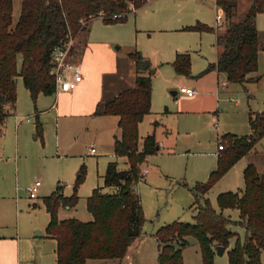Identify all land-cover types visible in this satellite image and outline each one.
<instances>
[{
	"label": "trees",
	"instance_id": "16d2710c",
	"mask_svg": "<svg viewBox=\"0 0 264 264\" xmlns=\"http://www.w3.org/2000/svg\"><path fill=\"white\" fill-rule=\"evenodd\" d=\"M148 0H22L17 22L13 21L14 0H0V123L10 114L17 100V80L21 76L25 87L35 101L40 93L53 94L55 90L54 61L56 46L64 44L70 35L77 36L94 17L104 23L125 21L131 13ZM223 9L225 28L217 33L218 58L205 72L213 68L224 72L228 82L245 83L260 76L259 51H264V31L255 22L264 0H251L243 19L236 21L237 0H215ZM186 29L212 31L214 27L202 22ZM137 62L143 60L139 50L131 52ZM173 67L179 75L191 76V55H176ZM138 74L135 85L128 87L112 99L99 102L95 113L116 115L120 137L114 144L117 156L126 157L127 168H120L116 160L109 161L103 177L104 185L94 188L87 197V209L92 220L59 216L62 207L74 208L79 201L78 187L87 167L83 163L75 179L73 193L66 195L63 185L43 198L50 219L46 227L49 236L56 239L57 264H88L89 259L121 260L132 242L143 233L145 214L136 189L144 176L143 163L158 152L159 142L154 132L149 133L139 146L138 127L151 111L152 74ZM251 133L239 135L227 132L221 135L218 145L217 166L205 181L197 182L191 191L195 196L194 221L173 220L159 226L153 234L159 247V264H184L182 252L189 244V236L199 243L203 264H216L218 245L225 249L235 235L230 225L245 227L243 241L239 237L228 251L230 264H264V167L259 169L248 161L244 169L245 188L218 193L219 210L207 197V192L231 169L237 160L246 156L264 136V110L249 111ZM38 134L42 127L38 124ZM264 163V155L262 159ZM203 199V201H202ZM237 208L240 219H232L224 209Z\"/></svg>",
	"mask_w": 264,
	"mask_h": 264
},
{
	"label": "rangeland",
	"instance_id": "374dc122",
	"mask_svg": "<svg viewBox=\"0 0 264 264\" xmlns=\"http://www.w3.org/2000/svg\"><path fill=\"white\" fill-rule=\"evenodd\" d=\"M22 0H14L13 21L17 22ZM168 9L177 16L164 25L145 22L146 28L141 21V16L149 15L152 11L146 6L147 10H139L136 15L131 13L125 21L118 23H104L101 17H94L87 21V24L80 32L81 40L87 34L89 38L107 39L113 42L109 46L115 57L119 60L121 69L126 72L133 61L128 57V52H135L139 49L149 60L150 67L144 70L149 74L152 69L156 73L152 76L153 97L152 113L146 115L143 123L139 126V146L141 147L147 133L152 131V121L160 120L156 129V134L162 138L161 151L147 157L143 163L144 168L149 172L144 173L142 179L138 181L136 189L142 201L145 221L143 223V233L140 239L133 242V258H126L123 264H159L157 256V244L153 238L155 230L173 220L194 221L196 205L195 196L191 191L197 182L205 181L210 172L217 166L218 143L222 134L226 131L238 132L241 135L251 132L249 110H264V77L260 86L244 91L242 87L226 95L221 94L220 107L218 114L206 113L189 114L178 112V100L181 93L173 96L172 90L179 91L180 84H175L177 80L186 79L179 77L170 63L166 62L168 57L174 55L175 49L187 48L192 55L191 71L193 75L201 74L208 66V63L215 61V39L208 32L198 33V31L183 29L181 24L193 23L195 16L200 15L204 23L212 26L216 24V14L218 8L215 7L214 0H173L168 3ZM251 0H237L236 21L243 19ZM148 11V13H146ZM135 16V17H134ZM140 19V22H139ZM180 19L189 22L181 23ZM257 29L264 31V11H260L256 17ZM162 28L161 30H159ZM202 35V38L200 36ZM186 46V47H182ZM201 49V50H200ZM180 51H183L180 50ZM259 66L264 76V51L260 49ZM159 62V63H158ZM141 64V63H140ZM158 65L160 69H157ZM224 81V75L220 76ZM18 81V101L16 102V113L9 115L4 128L0 132V183L4 185V191L9 194V182L14 185L13 192L18 199L17 209L13 210V217L17 216L23 224L34 219L40 224H47L48 216L43 207V192H48L45 181L51 178H59L64 174L65 178L61 181L65 184V194H72L73 184L68 183V172L74 170L84 163L87 167L83 181L78 187L79 201L71 212V216L79 217L82 220H92L93 215L87 209V197L91 195L94 188L102 186L104 191H112V186H105L103 176L106 173L108 161L116 160L120 168H127L126 157L114 155L112 149V134H120V129L111 128L109 119L92 117L88 123L77 132L70 136H79V142L74 149L66 150L63 148V137L60 134L62 145L58 152L55 150V120L48 111H42L40 119L43 122V138L36 137V115L34 113V100L30 92L25 88L21 76L16 78ZM179 82V81H178ZM237 99L240 104H235L229 97ZM38 98L36 105L40 110L47 109L54 101L56 95H43ZM177 99V100H176ZM177 101V102H176ZM169 106L171 112L168 115H161L165 106ZM240 110L239 113H236ZM100 115V114H97ZM23 117H29L30 121L19 122ZM114 117V116H113ZM214 117V118H213ZM115 118V117H114ZM192 119V120H191ZM20 130L19 141L16 139V130ZM168 134H165V130ZM62 131V130H61ZM115 131V132H114ZM95 147L94 151L89 152V148ZM58 154V155H57ZM264 155V136L254 145V148L245 157L235 162L218 182L207 192L213 207L219 210L218 193L224 191H237L241 194L245 188L244 169L248 161H254L260 170L263 169L262 161ZM60 171V173H59ZM59 176V177H58ZM41 181L40 195L37 198H28V188L35 182ZM2 190V189H1ZM17 194V195H16ZM46 194V193H45ZM203 201V199H202ZM37 206L34 208L33 203ZM66 210L60 212V217L66 216ZM225 214L232 219H240V211L237 208L224 209ZM70 214V213H68ZM12 217V221H13ZM235 235L230 238L229 246L222 252L216 250V264H230L228 251L235 245L236 238L241 241L245 238V227L236 223L230 225ZM22 228V252L27 259L32 258L36 251V242L39 238L35 237L36 230L30 235ZM189 244L183 249L182 259L184 264H203L199 243L193 236H189ZM46 240V239H45ZM141 240V241H140ZM47 239L45 248L46 257L44 263L49 264L47 256L53 250L54 242ZM140 245V246H139ZM36 254V253H35ZM52 254V253H51ZM135 260V261H134ZM120 260L98 259L88 260V264H118ZM56 264V263H55Z\"/></svg>",
	"mask_w": 264,
	"mask_h": 264
},
{
	"label": "crops",
	"instance_id": "0c3cea01",
	"mask_svg": "<svg viewBox=\"0 0 264 264\" xmlns=\"http://www.w3.org/2000/svg\"><path fill=\"white\" fill-rule=\"evenodd\" d=\"M170 1H173V0H148L143 6L138 8L139 10H142V9L147 10L146 8L147 6L150 9H152V11L149 13L148 16L144 15L140 17L143 25L145 26L144 28H146L145 22L147 21L145 20V18H148L150 20L149 22H154L159 25L160 24L164 25L165 22H168L177 16V12L176 14H174L168 9V6H169L168 3H170ZM214 4H215V7L217 8L215 0H214ZM138 9H136V11L134 12L136 16V17L134 16L135 19L137 18L136 13L139 11ZM146 13H148V11H146ZM199 17L200 15L197 14L195 16V20L193 23L181 24L180 27H177V29L178 28L179 30L181 28L186 29L185 28L186 26L195 25L196 22L204 23L202 20H205V19L204 18L200 19ZM180 20H181L180 21L181 23L189 22L188 20H184V19L183 20L180 19ZM139 22H140V19H139ZM212 26L214 27L215 30H212V31L197 30V31L198 33L208 32L214 36L213 39H215L214 46H215V55H216L215 61H216L218 58V50H219V46L217 44L216 38H217V33L222 31L226 26L224 17L220 23L216 22V24L215 25L212 24ZM161 29L162 28H160L159 26V30ZM79 34L76 36L77 44L71 55V58L75 61H78L82 66V74H83L82 81H80L77 84V86L73 88V90L71 91L59 90L58 92H54L53 94L56 95V97L47 109L40 110L38 106L36 105L38 98H41L40 94H43V93H40L37 96L36 100L34 101V113L36 115V123H35L36 124L35 125L36 126V137L43 138V134H44V127H43V122L40 119V114L42 113V111L44 112L48 111L49 113L51 112L50 115L53 116L55 120V135H54L55 150L54 151L56 152H58L59 146L62 145L60 134L63 133L62 134L63 148H65L66 150L74 149V147L79 142V136H74L75 137L74 139H72L70 136L72 135V133L80 130L83 127V125L85 123H88L90 121V118L94 116L98 118H103V120L109 119L111 128H113V130H115V127L119 128V125H118L119 120L116 115H111V114L97 115L95 113L96 107L99 102H105V100L112 99L114 96L119 94L120 91L128 87L134 86L138 74H147L144 72V70L145 69L147 70L151 64L149 62L147 68H142L140 64L141 62L140 63L137 62V60L131 56V52H128L127 56L132 57L133 61L130 65V68L126 70L125 72L124 70L121 69L119 60L117 59V57H115V55L113 54L111 50V47L109 46L110 44L113 43L111 39L109 41L107 39L101 40V39H94L92 37L89 38L87 34V36L83 40H81V37ZM200 38H202V35L200 36ZM182 47H186V46H182ZM179 48L180 47H178V49H175L174 55H171V57H168L169 59H166L165 60L166 62H163V61L160 62L161 65L170 63L173 67V61L176 59L177 57L176 55L178 53L189 52V54L191 55L190 50H188L187 48H182L183 51H180L182 49H179ZM135 50H139V49H135ZM142 56H143V59L146 58L144 55ZM191 58H192V55H191ZM259 58H260V54H259ZM209 64L210 63H208V65ZM161 65H158L157 69H160ZM257 69L258 71H256L255 73L251 75L252 76L259 75L260 77L257 80L245 81V83H235V82H230V81L228 82L226 74L224 72L217 70L216 68H213L211 71L205 72V73H203L204 72L203 71L201 74H198V75L197 74L193 75V72H192L191 76H185L183 74L179 75L176 71L179 77L184 76L186 77V79L177 80L175 84H180L181 87L182 86L191 87L196 90L195 94L193 95H188L185 92L182 93L180 92V90L179 91L172 90V94L174 97H176L178 93H181L182 95L181 98L178 100V112L179 113L185 112L189 114L206 113V115H209V116L211 115V113L213 115L214 113L218 114L217 112L221 104L220 100L223 98L221 97L222 93H224L226 96L230 94V92L238 90L239 87H242L244 91L248 92L250 88L253 89V88H257V86L258 87L260 86L261 81L263 80L264 76H263V73L260 71L259 62H258ZM152 70L154 72L152 76H154L156 73V69H152ZM221 75H224V81L223 79H221L220 77ZM16 84H17V100H16L17 102L18 101V86H19L18 81L16 82ZM53 94H43V95H53ZM152 97H153V90H152ZM152 97H151V103H152ZM223 99L226 100V97ZM228 101L233 102L235 106H239L240 104V102L237 99H234L231 96L229 97ZM153 105L154 103H152V107ZM152 107H151V111L147 113L146 115H149L152 113ZM17 109L18 107H16V103H15V106L11 109V112L9 115L11 116L15 114ZM239 111L240 110H237L236 113L240 114L241 112L239 113ZM170 112L171 110L169 106L167 105L165 106L164 110L160 113L161 115L163 114L164 116L165 114L168 115V113ZM8 116L4 119L2 123H0V132L2 130L1 124L4 128V125L6 124V120ZM145 116L143 117V120L139 123V126L143 123ZM247 116L249 118V112ZM24 118L25 117L19 120L18 123L24 122V121H30V120H23ZM38 124H40L42 127L41 134L37 133ZM160 124H162L160 123V120L158 119L153 120L151 123V125L153 126L152 131L149 133L154 132L156 134V129ZM234 131H231V132H234ZM227 132H230V131H226V133ZM237 132H234V133H237ZM149 133H147V135ZM138 134H139V127H138ZM165 134H168L167 129L165 130ZM246 134H249V133H246ZM19 135H20V130L18 129L16 130V139L18 141H19ZM112 135L113 136H112V146L111 147L114 151L115 140L117 137H120L121 135L120 134L117 135L116 133H113ZM156 136L159 142L158 152H160L161 144L163 143V140L162 138H159L157 134ZM89 152H90V148H89ZM218 153H219V149L216 152L217 156H218ZM114 155H116L115 151H114ZM80 166L77 167L75 165L73 173L68 172V175H70L67 180L69 185L75 182V179L78 176L79 170L81 168ZM148 172H149V169L144 168V173H148ZM63 177H64L63 173H62V176H60L58 179L49 177V179L45 181V186L49 187L48 188L49 190L48 192H43L42 198L51 194L57 188V186L61 184L63 185V192L65 194V184L61 182L65 179ZM8 186H9V194L3 190L4 185L0 183V264H45L44 258L46 257L45 256L46 253H45L44 246L46 245L47 239H50L54 242V246L52 248L53 250H50V254L49 256H47V258L50 260L49 264H55V263L57 264V256H56L57 242L54 237L49 236L46 232V227L50 219V214L46 206L44 205V202H43V207L48 216L47 224L46 225L40 224L38 221H35L34 219H32L26 224H23L22 226V222L20 221V218L17 216L15 220L13 217V210H15V207L17 209L18 199H17V196H15V193L13 192L14 185L12 184V181L9 182ZM41 186H42V183L40 187ZM40 187H39L38 197L40 195ZM28 198L30 197L28 196ZM33 206L35 208L37 206V203L34 202ZM74 208H66V207L60 208L59 216H60V212H62L63 209L66 210L64 211L66 216H63L61 218L71 216L70 211L74 212L75 210ZM12 217H13V221H12ZM22 228H25L24 229L25 232L27 231V233H30V235L33 233L34 230H36V233L34 234V236L39 238V240L36 242V245H37L36 251H35L36 254L35 253L32 254L31 256L32 258L27 259V260H26V257L28 256H24L22 252V240H24L22 239V236L20 235ZM141 235L137 239H140ZM153 238L157 244V240L154 237V235H153ZM133 242L129 250L125 254V256L120 260L118 264H123L124 259L126 258L132 260L133 255H134L132 251L134 249ZM158 251H159V247L157 244V256H158Z\"/></svg>",
	"mask_w": 264,
	"mask_h": 264
},
{
	"label": "built area",
	"instance_id": "2783aa9c",
	"mask_svg": "<svg viewBox=\"0 0 264 264\" xmlns=\"http://www.w3.org/2000/svg\"><path fill=\"white\" fill-rule=\"evenodd\" d=\"M217 8L218 12L216 14V22L220 23L224 17V12L222 8ZM76 40V36L70 35L64 44L56 46L53 51L52 59L54 61V67L52 71L55 75L56 92L59 90L71 91L83 79L81 64L71 58L77 44ZM180 92L193 95L196 90L191 87L182 86L180 88ZM23 120H30V118L25 117ZM218 148H222V146L218 145ZM94 150V147L90 148V151ZM40 185L41 181L37 180L28 188V196L30 198L34 199L38 197Z\"/></svg>",
	"mask_w": 264,
	"mask_h": 264
},
{
	"label": "water",
	"instance_id": "95a60500",
	"mask_svg": "<svg viewBox=\"0 0 264 264\" xmlns=\"http://www.w3.org/2000/svg\"><path fill=\"white\" fill-rule=\"evenodd\" d=\"M148 64H149V61L146 60V59H143V60L141 61V66H142V68H147ZM216 250L219 251V252H222V251L225 250V248H224L223 246H221V245H218V246L216 247Z\"/></svg>",
	"mask_w": 264,
	"mask_h": 264
}]
</instances>
